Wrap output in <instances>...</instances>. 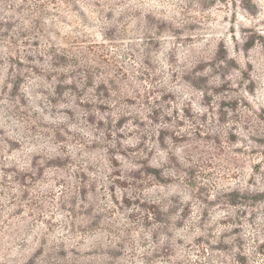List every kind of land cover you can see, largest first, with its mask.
I'll return each instance as SVG.
<instances>
[{
	"label": "rangeland",
	"instance_id": "obj_1",
	"mask_svg": "<svg viewBox=\"0 0 264 264\" xmlns=\"http://www.w3.org/2000/svg\"><path fill=\"white\" fill-rule=\"evenodd\" d=\"M0 264H264V0H0Z\"/></svg>",
	"mask_w": 264,
	"mask_h": 264
}]
</instances>
